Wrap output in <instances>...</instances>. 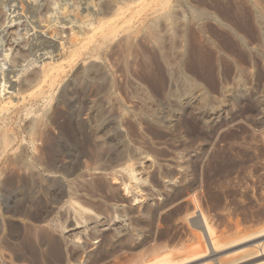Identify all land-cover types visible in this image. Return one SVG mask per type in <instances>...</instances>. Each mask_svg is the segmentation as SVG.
<instances>
[{
    "label": "rangeland",
    "instance_id": "rangeland-1",
    "mask_svg": "<svg viewBox=\"0 0 264 264\" xmlns=\"http://www.w3.org/2000/svg\"><path fill=\"white\" fill-rule=\"evenodd\" d=\"M82 1L0 0V264L264 257L263 3Z\"/></svg>",
    "mask_w": 264,
    "mask_h": 264
},
{
    "label": "bare ground",
    "instance_id": "bare-ground-1",
    "mask_svg": "<svg viewBox=\"0 0 264 264\" xmlns=\"http://www.w3.org/2000/svg\"><path fill=\"white\" fill-rule=\"evenodd\" d=\"M56 1V0H55ZM77 2H78V0H76ZM81 1V0H80ZM92 0H83L82 2L83 3H85V5L88 7V9H90V2H91ZM96 2H98V0H95ZM180 1V0H179ZM183 1V0H182ZM256 1V0H255ZM258 1V0H257ZM256 1V2H257ZM73 2V1H72ZM81 2V3H82ZM94 2V1H93ZM255 2V3H256ZM259 2H262L263 3V5H264V0H259ZM27 3V2H26ZM55 3V2H54ZM57 3V2H56ZM74 3V2H73ZM72 3V4H73ZM76 3V2H75ZM80 3V4H81ZM253 3H254V1H253ZM25 4V3H24ZM52 4V3H51ZM97 4V3H96ZM3 5V4H2ZM64 5H65V3H64ZM63 5V7L62 8H66L67 6L65 5L64 6ZM79 5V4H78ZM83 4H81V6H82ZM92 5H94L93 3H92ZM91 5V6H92ZM253 5V4H252ZM256 5H258V2H257V4ZM256 5H255V7H256ZM262 5V4H261ZM263 5H262V7H263ZM12 6V5H11ZM75 6V4H73V6H70V7H74ZM97 6V5H96ZM259 6H260V4H259ZM258 6V7H259ZM61 7V6H60ZM77 7V6H76ZM79 7V6H78ZM86 7V8H87ZM94 7V6H93ZM20 8V7H19ZM80 8V7H79ZM95 8V7H94ZM260 8H261V6H260ZM1 9V8H0ZM11 9H13V8H11ZM17 9V8H16ZM15 9V10H16ZM61 9V8H60ZM60 9L59 8H57V6L56 7H54V8H52V14H50L49 15V17H47L46 19L48 20V21H50V22H55L56 23V20H58V19H63V18H61V16L59 15V14H61L64 18H72V19H77V11H74L73 10V8H72V10L73 11H68V10H70V9H68V10H61V13H60ZM67 9V8H66ZM76 9V8H75ZM83 10H84V6H83V8H82ZM192 9V8H191ZM15 10H14V12H15ZM47 10V9H46ZM77 10V9H76ZM83 10H81L82 12H85V10L83 11ZM6 11V10H5ZM18 11V10H17ZM64 11V12H63ZM80 14H81V12L80 11H78ZM200 14V13H199ZM258 17L256 18V24H257V29H258V33H259V39H257V41L259 42V45L261 44V46L264 48V8H261L260 10H259V12H258ZM1 15V14H0ZM5 15H6V12H5ZM7 15L8 16H10L11 15V13L10 14H8L7 13ZM14 15V14H13ZM16 15V14H15ZM58 15L60 16V18L58 17ZM12 16V15H11ZM24 16V15H23ZM207 16V15H206ZM6 17V16H5ZM16 17V16H15ZM211 17V16H210ZM9 18V17H8ZM13 17H11L10 19H12ZM45 19V20H46ZM4 20L6 21V19L4 18ZM13 20H15V19H13ZM40 20V19H39ZM217 20V19H216ZM18 21H20V20H18ZM78 21V20H77ZM80 21H81V19H80ZM15 22V21H14ZM46 22V21H45ZM71 22H73V21H71ZM193 22V21H192ZM6 23V22H5ZM4 23V24H5ZM10 25H11V23H13V21L11 20L10 22ZM49 23V22H48ZM14 24V23H13ZM60 24H62V23H60ZM60 24L58 25V26H60ZM68 25H70L69 23H67ZM73 24V23H72ZM70 25V26H66V24H63L62 26H60V30H61V32H64L65 31V33L64 34H66V32L68 33V36L70 37V38H68V37H66L67 38V40L71 43H75L74 42V40H75V38L77 37V38H79L78 36H80V33H82V31L80 32V30H81V22H80V24L79 25H77L76 23H74V25L76 24L77 26H74V25ZM14 25H16V23L14 24ZM51 25V24H50ZM6 26L8 27L9 25H7L6 24ZM12 26V25H11ZM53 26V25H52ZM82 26H83V24H82ZM240 26V25H239ZM189 27H190V25L189 24H187L186 25V29L184 30L185 31V33H184V36H183V42H184V48L185 47H187V43L189 42V38H188V42H187V34L189 33ZM33 29V28H32ZM54 32L56 31V27H55V25H54ZM24 31V30H23ZM35 31V30H34ZM43 31V30H42ZM46 31V30H45ZM22 32V31H21ZM51 32V31H50ZM191 32H192V30H191ZM23 33V32H22ZM26 33V32H25ZM31 34L33 33V32H30ZM39 33V32H38ZM45 34H46V32H44ZM47 33H48V31H47ZM52 33H53V31H52ZM56 33V32H55ZM55 33H53V34H55ZM60 33V32H59ZM18 34H19V32H18ZM24 34V33H23ZM21 35V34H20ZM50 35V37L48 38L49 40H51V42H52V40H53V36H51V34H49ZM252 35V34H251ZM254 35V34H253ZM46 36H48V35H46ZM59 36V35H58ZM65 36V35H64ZM45 37V36H44ZM57 37V36H56ZM188 37H191L190 35L188 36ZM248 37V36H247ZM251 37V36H250ZM249 37V38H250ZM253 37H255V36H253ZM258 37H256V38H258ZM12 38V37H11ZM19 38V37H18ZM21 38V37H20ZM23 38H25V37H23ZM27 38V37H26ZM42 38V37H41ZM55 38V37H54ZM2 38L0 37V46L2 45V40H1ZM251 39V38H250ZM250 39H248V40H250ZM254 39V38H253ZM253 39L251 40L252 42H254L253 41ZM255 41H256V39H254ZM25 41V40H24ZM76 42H77V40H75ZM42 42H44V41H42ZM48 42V41H47ZM252 42H250V43H252ZM4 43V42H3ZM35 43V42H34ZM50 43V42H49ZM71 43V44H72ZM257 43V42H256ZM53 44V43H52ZM69 44V43H68ZM70 44V45H71ZM76 44V43H75ZM27 45V44H26ZM25 45V46H26ZM28 46H29V44H28ZM57 46V45H56ZM74 46V45H73ZM13 47V46H12ZM23 47V46H22ZM66 47V46H65ZM257 47H258V45H257ZM2 48H3V46H2ZM5 48V47H4ZM14 48V47H13ZM21 48V47H20ZM2 50V49H1ZM12 49L11 48H9V51H11ZM17 50V49H16ZM22 50V49H21ZM24 50V49H23ZM26 50V49H25ZM3 51H6V50H3ZM22 52V51H21ZM33 52H35V51H33ZM54 52V51H53ZM16 53V52H15ZM26 53V52H25ZM30 53H31V51H30ZM19 54V53H18ZM23 57H24V55H23ZM23 57H20L21 59L23 58ZM6 57H4V59H5ZM20 59V60H21ZM46 59V58H45ZM43 60V59H42ZM1 61V60H0ZM7 61V60H6ZM2 62V61H1ZM27 62V61H26ZM37 62V61H36ZM7 63V62H6ZM21 64V63H20ZM9 66V65H8ZM4 70V67H3V64L1 65L0 64V71H1V74H0V91H2V90H4V89H6L8 86H6L5 85V82H4V74H3V71ZM21 70V69H20ZM24 70V69H23ZM18 71V70H17ZM6 73V72H5ZM15 74V73H14ZM7 76V75H6ZM18 76L19 75H17V78H18ZM11 77V76H10ZM5 78H7V77H5ZM9 78V77H8ZM187 79V78H186ZM16 81V80H15ZM10 82V81H9ZM183 82V81H182ZM187 82H189V81H187ZM13 82H11V84H12ZM6 84H7V81H6ZM193 89L191 88V86H189V90H188V92H190V91H192ZM208 92H205V93H203V95L205 94H207ZM202 97V99L205 97H203V96H201ZM41 120V119H40ZM33 121V120H32ZM39 126V125H38ZM40 127V126H39ZM146 169V168H145ZM144 172H145V170H144V168H143V166H141V165H138V166H135V167H130V168H120L119 170H117L116 171V173L114 174V175H112V176H110V175H108L109 177H111L113 180H110L108 177H107V175H103V174H100V175H95V177H100L101 179H103V180H105V181H107V180H110L111 181V183L112 184H118L119 182V180L120 179H125L126 181H129V182H138V181H140L143 177H144ZM117 176H119L120 177V179L118 180V178H117ZM122 179V180H123ZM121 184V183H120ZM109 185H110V183H109ZM114 186V185H113ZM112 186V187H113ZM120 186V185H119ZM135 190V189H134ZM133 193V192H132ZM77 229H79L78 227H74L73 229H71V230H69L68 232H71V236H72V233H73V235H74V232H76L77 231ZM76 230V231H75ZM249 254V253H248ZM262 255V254H261ZM250 256L249 255H245V258H247L243 263H246V264H264V257L263 256H260V255H256V256H252L251 258H249ZM260 257H262V258H260ZM235 263V260L234 259H230V260H226V261H222V262H220L219 264H234ZM242 264V263H241Z\"/></svg>",
    "mask_w": 264,
    "mask_h": 264
}]
</instances>
